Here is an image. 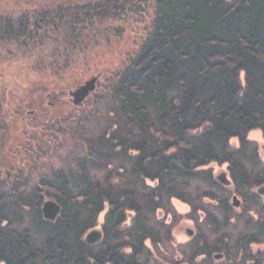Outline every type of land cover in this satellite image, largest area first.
Returning <instances> with one entry per match:
<instances>
[{
    "label": "trees",
    "instance_id": "obj_1",
    "mask_svg": "<svg viewBox=\"0 0 264 264\" xmlns=\"http://www.w3.org/2000/svg\"><path fill=\"white\" fill-rule=\"evenodd\" d=\"M54 13L58 20L0 21V45L35 50L70 82L87 40L121 37L113 21L145 25L134 51L103 72L86 110L51 118L46 133L29 137L22 164L0 165V264H161L160 248L173 245L183 218L198 226L203 253L234 239V209L247 216L244 243L264 239L255 192L264 161L248 137L259 131L264 143V0H95ZM46 45L43 56L36 48ZM59 135L73 146L44 171L41 160L57 149L49 137ZM224 165L228 186L211 167ZM47 200L60 206L53 222L41 214ZM92 229L102 239L89 246Z\"/></svg>",
    "mask_w": 264,
    "mask_h": 264
},
{
    "label": "rangeland",
    "instance_id": "obj_2",
    "mask_svg": "<svg viewBox=\"0 0 264 264\" xmlns=\"http://www.w3.org/2000/svg\"><path fill=\"white\" fill-rule=\"evenodd\" d=\"M69 1H71L70 5H73L79 3L85 4L95 0H0V9L6 7L12 9L10 7L15 5L22 6L28 4L34 6L41 2L57 4ZM5 4L7 5L6 7ZM129 23L130 22H121L117 20L110 24L113 26V29H124L121 37L110 36L108 40L106 39L102 42L99 34L98 38L100 40L98 39L94 43L88 38L89 40L87 41L89 45L86 46V49H84V47H82V49L79 48V51H82V56H80L79 53L77 57L83 58V60H85V65L79 67V72L76 73V80L73 82L69 81L68 73L63 74L64 72L61 73L60 71L53 73V69L51 70L48 67V62H44L43 60L39 61L40 58L38 57L35 58V50L26 56V53L23 54L22 51H19V49H16L12 45H0V165L14 166L17 163L22 164L25 161L24 159L26 158L27 152L24 151L23 154L21 153L24 148L26 151L29 148L27 146L29 137L35 135V133L40 130L46 133L44 127L48 126V123L51 122V118L61 117L66 121L69 113H72L73 116H79L82 111L87 109L86 107H89L88 97L86 98L87 100L85 99L80 105L74 106L71 97L70 100H68L66 93L68 90H70V92L74 91L91 77H96V85L98 84L97 88L95 86L91 94L94 91H99L100 86L103 85V72L105 71L107 73L106 76L110 75L109 73L116 68L115 66H118L117 62L120 60L122 61L125 59L126 55L134 51L138 39L143 35L142 30L145 24L135 25ZM39 25L42 24L38 23V26ZM105 27L106 26L99 25L100 32H102V29ZM39 31L44 33L42 32L43 27L40 28ZM49 34L50 33H48V35ZM84 41H86V39ZM50 45H46L44 49L38 46L36 49L39 51L42 50V55L45 56L51 49ZM78 47L79 46L75 49L76 52ZM79 62L80 61L76 59L74 65H79ZM58 73L59 76L57 75ZM62 74L66 76L65 79L68 78L65 83L57 79L61 77ZM63 92L64 95L59 97L60 101L53 104L52 102L56 100L55 96L61 95ZM28 110L34 111V114L28 116ZM16 111L18 112L16 113ZM30 113L31 112H29V114ZM23 118H25V120H23ZM41 125H43V127H40ZM248 137L256 141L259 147V157L264 161V143L260 132L253 131ZM48 141L49 145L47 147L49 149H51L53 145L57 146V149L53 152L50 151V154L46 156L44 160H41L44 164V171L46 168H49L48 166L58 167L60 164L58 162L59 158H65V160H67L69 150L73 146L72 140L67 135H59L56 143H54L50 137ZM231 144L236 145V141H231ZM211 167H213V172L216 176L222 174L226 169L225 165L222 167ZM172 203L175 211L179 215L183 217L188 214L189 208L185 204L175 200ZM102 217L103 213L99 216V224L102 221ZM200 219L203 220L202 218ZM190 223L192 224L191 227ZM188 227H190L192 233L193 223L184 218L180 220L178 226L174 230L173 245L166 247H164V245L163 247L161 246V253L165 259L174 261L178 253L185 250L184 248L187 245V240L192 236V234L186 232ZM237 228L238 227L235 229ZM219 232L222 234L221 231Z\"/></svg>",
    "mask_w": 264,
    "mask_h": 264
},
{
    "label": "flooded vegetation",
    "instance_id": "obj_3",
    "mask_svg": "<svg viewBox=\"0 0 264 264\" xmlns=\"http://www.w3.org/2000/svg\"><path fill=\"white\" fill-rule=\"evenodd\" d=\"M70 4L71 1L66 3H57V4H52V3L49 4L48 2L47 3L41 2L40 4H36L34 6L28 4L22 6L15 5L10 7L12 9L6 7L7 5L5 4L6 8L0 9V21H4V22L32 21L33 22V21H49L55 19L58 20L60 16L58 13H54V11L58 12L59 9L67 7ZM69 93L70 90H68L66 93L68 96V100H70ZM63 95L64 92L61 95H56L55 96L56 102L54 101L52 103L54 104L59 102L60 101L59 97L60 96L62 97ZM17 112L18 111H16V113ZM29 112L31 113L29 114ZM33 114L34 111L28 110V116ZM23 120H25V118H23ZM260 197L264 199V195H260ZM238 202L239 204L233 207L235 208L241 207V200ZM235 210H236L235 213H239L241 218H239V221L237 222L238 224L237 226L238 228L236 229L237 231L233 233L235 235L234 239L230 238L228 240L226 237H225L226 239L222 238L221 239L222 242H220V244H216L218 245V248L216 246L217 249L214 248L213 250H211L209 244L205 246L206 253H203L204 246L202 244L197 243L198 240L196 239L198 236L197 235L198 226L192 222L193 232L191 233V229H190V227L192 226L191 223H190V227L186 229V232L192 234V236L189 240H187V245L184 248L185 250H182L180 253H178V255L176 256V260L174 261L167 260L164 257V261H162L161 264H264V239L258 241L249 240V243L245 244L243 237H245L244 235L246 232V227H245L246 223L243 218L244 217L247 218V216L245 215L243 209H234V211ZM253 215L251 214V216ZM177 226L178 224L176 225V227ZM239 237L240 238L242 237V240H240ZM237 238L239 239L237 240ZM192 249L194 250L192 251Z\"/></svg>",
    "mask_w": 264,
    "mask_h": 264
},
{
    "label": "water",
    "instance_id": "obj_4",
    "mask_svg": "<svg viewBox=\"0 0 264 264\" xmlns=\"http://www.w3.org/2000/svg\"><path fill=\"white\" fill-rule=\"evenodd\" d=\"M96 82L97 78L91 77L77 89L71 91L69 94L71 97L72 104L74 106L80 105L95 89ZM216 179L225 186H228L230 184V181L228 180L225 172L220 175H217ZM255 192L259 195H264V186L257 188ZM237 204H239L238 200L236 199V197H233L232 205L236 206ZM41 214L44 220L48 222H53L60 214V206L54 201L47 200L41 206ZM101 239L102 232L99 229H92L85 235L84 242L87 245L92 246L99 243Z\"/></svg>",
    "mask_w": 264,
    "mask_h": 264
}]
</instances>
